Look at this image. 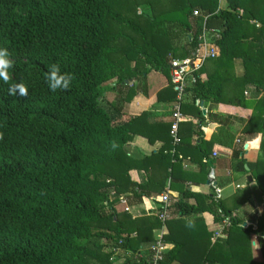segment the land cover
<instances>
[{"label":"trees","instance_id":"trees-1","mask_svg":"<svg viewBox=\"0 0 264 264\" xmlns=\"http://www.w3.org/2000/svg\"><path fill=\"white\" fill-rule=\"evenodd\" d=\"M225 2L224 11L220 0H180L179 8L165 17L152 20L144 14L143 24L152 27L148 39L142 25L133 21L137 19L121 13L119 0H0V48L7 49L12 63L9 80L0 79V264H113V249H119L120 257L131 255L123 264H148L149 254L139 252L154 242L152 230L161 225L158 216L133 220L127 212H115L109 202L114 192L125 196L129 206L153 194L160 195L161 204L163 183L152 189L128 176L137 164L124 147L135 135L149 144L164 143L159 156L170 170V189L179 193L178 198L168 196L171 219L165 222L170 228L165 242L173 248L163 264H256L251 261L252 236L259 264H264V215L246 224L236 215L244 201L236 199L231 206L213 192L196 194L186 187L209 180L212 145L204 140L201 124L192 132L195 143L181 138L179 129L174 143L171 124L150 125L146 114L122 119L127 103L138 93L147 95L150 73L169 82L170 58H196L197 38L204 29L212 32L219 55L190 74L182 114L192 110L203 121L199 107L205 102L248 109L252 114L243 133L264 135V98H259L264 85V0ZM195 11L199 17H193ZM124 29L141 43L124 38ZM121 39L129 48L119 45ZM238 62L241 77L234 75ZM129 63H134L131 70ZM53 65L59 66L58 76L73 77L67 90L50 91L47 73ZM140 65L145 68L138 70ZM114 80L113 100L102 103V86ZM13 83H24L28 95H9ZM230 83L236 95L226 97ZM248 84L254 87L246 99ZM158 101L175 103L170 84ZM244 145L230 153L234 170L249 174L264 198V155L246 163L241 159ZM260 149L264 153V138ZM185 158L199 165L197 173L182 170ZM203 213H210L215 223L229 220L222 241L212 242ZM143 221L149 232L141 231ZM186 226L193 232L177 241L174 227L182 233ZM187 239L193 251L186 249Z\"/></svg>","mask_w":264,"mask_h":264},{"label":"crops","instance_id":"crops-1","mask_svg":"<svg viewBox=\"0 0 264 264\" xmlns=\"http://www.w3.org/2000/svg\"><path fill=\"white\" fill-rule=\"evenodd\" d=\"M226 7L227 5L225 0H220L219 9L224 11L226 10ZM153 73L160 75V73L157 72ZM149 75L146 78L147 95L144 96L138 93L131 102L127 103L124 107L122 119L126 121L139 117L142 114H146L148 116L147 122L150 125L171 124L173 118L172 108L174 106V102L158 101V94L169 87L168 79L163 76L165 80L162 81L159 77L155 76L154 80L151 81V76ZM263 95L264 94L260 93L259 98L262 99ZM183 103L186 104L185 101ZM199 108L203 113L204 120L201 121L200 119H197V117L191 113L192 110H188L187 112H189V114L184 115L183 113L184 121L179 125V135L181 138L185 140L191 139V143H195L197 141V136H193L192 132L194 129L196 130L198 125L201 124L200 132L204 136V140L212 145L209 174H212L215 177L214 183L217 184L218 189L221 190V199H229L228 202H230V205L232 206V201L233 203L236 202V197L239 195H241V198L243 196H249L247 192L250 188V182H248L247 179L248 177L251 178V176L247 173H240L234 170V163L232 162L230 153L237 147L240 141L244 142L245 145L241 159L246 163L254 164L259 157L262 136L261 134L243 133L244 125L246 122H248L249 117L252 114L251 110L236 108L226 104H219L218 106H215L210 102L202 103ZM163 147L164 143L161 141H156L154 144H149L146 138L138 135L133 136L124 147V151L128 158L136 162L138 167L134 166L133 169L128 172V176L133 183L138 185L149 184L150 188L152 189L159 188L163 183L164 188L162 194H168V196L178 198L179 193L170 189L171 179L168 176L166 177V174H169L170 170H165V163L159 156L160 152L163 150ZM163 154H172V151H164ZM181 167L182 170L187 173H197L199 171V165L196 162L194 163V161L186 158L183 159ZM226 178L230 179L228 184H219ZM243 181H245V183ZM185 184L192 193L209 195L213 192L212 185L210 184L209 180L206 183ZM159 198L160 195L158 196L153 194L151 198H145L141 203H136L132 206H129L125 196L118 195L117 193L113 192L109 195V202L112 204V209L115 212H127L133 220L142 221L146 219L149 221L151 216H158L159 214V208L161 207V204H158L157 202L159 201ZM247 202L250 206L252 205V203H250V199H247ZM247 202L242 204L240 211L246 208L247 210H250L251 207L249 205H247L248 207L244 208V205ZM240 211L238 213H240ZM244 216H246L244 220L246 224H250L249 222L253 221L252 217H250V214L246 213ZM258 216L260 217L259 214ZM201 218L204 221L206 232L212 233L213 235V233L219 229V224L214 222V218L210 213H203ZM186 222L189 223L190 221L187 220ZM160 223V227L153 229L152 234L154 235V240L160 236L165 242L166 237L170 234V228L168 225H166V223H162L161 221ZM141 224L142 223H140V225ZM186 227V231L182 233L176 232L174 227V234L180 235V237H177V241H180L179 239L184 240L182 235L187 238L190 237L189 233L193 231L188 228V226ZM144 230L149 232V225L147 223L145 224L143 221L141 231ZM185 241L187 243L186 249L188 251H193V245H191L193 242L190 239ZM212 242H214L213 238ZM165 244L167 246V252H169L173 248V245L168 244L167 242H165ZM256 245L255 237L252 236L253 254H255L256 249L258 250ZM148 254L149 246L142 248L139 252V256H146ZM117 258L118 257L115 258L113 264H123L125 260L131 258V255L122 254L121 257L119 256V258ZM251 261L252 263L259 264L261 263V258L257 255H254L252 256Z\"/></svg>","mask_w":264,"mask_h":264},{"label":"built area","instance_id":"built-area-1","mask_svg":"<svg viewBox=\"0 0 264 264\" xmlns=\"http://www.w3.org/2000/svg\"><path fill=\"white\" fill-rule=\"evenodd\" d=\"M193 17H199V12L195 11ZM198 47L196 49L195 59H185L179 60L170 58L169 59V84L172 86L173 90L176 92V101L172 108V123H171V137L173 142H178V129L180 123L184 121V116L181 112L182 99L186 94V89L188 88V83L190 80V74L197 71L207 60L214 59L219 55V49L214 43V36L212 32H207L202 29L201 34L197 38ZM210 184L212 185L213 195L218 199H221V190L218 189L215 182V177L209 174L208 177ZM125 203V202H123ZM168 194H162L161 196V207L158 214V219L165 223L169 220V214L167 210ZM219 224V229L213 233V241L224 238V229L229 226V220L222 219ZM121 244V241L119 242ZM113 256L110 261L114 262L116 257H119V249H113ZM167 252V246L163 241L162 237L158 236L156 240L149 246V260L148 264H163L164 255Z\"/></svg>","mask_w":264,"mask_h":264},{"label":"rangeland","instance_id":"rangeland-1","mask_svg":"<svg viewBox=\"0 0 264 264\" xmlns=\"http://www.w3.org/2000/svg\"><path fill=\"white\" fill-rule=\"evenodd\" d=\"M119 2H120V7H121V9H120L121 13L124 16H126L128 19H131V20L137 19V20H133V21L138 22L140 25H142L143 29L146 31V35H147L148 39L150 38V35H151L150 31H151L152 27L143 24L142 16H144V14H145L149 17V19L155 20V19L160 18L162 16L165 17L166 15H169L171 12L176 11L180 5V0H119ZM123 31H124L122 33L123 36L127 35L128 38H130V39L135 38V41L137 43H141V41L134 36L132 31L125 30V29ZM124 38H126V37L124 36ZM124 40L125 39H121L119 41V45L122 48H129L127 42H124ZM119 58H121L123 60L124 54L121 53V55H119ZM124 62H125V60H124ZM126 67L131 70L134 68V63H129L128 65H126ZM137 68H138V70H143L145 68V65H142V66L140 65ZM234 75L236 77H241L243 75V69L241 68L239 62L235 66ZM149 76H151L150 77L151 81L154 80L155 76L159 77L162 81L165 80V78H164L165 76L164 75L161 76V74L157 75L156 73L152 72ZM115 83H116V81L114 80V81H111V82L102 86L101 93H102V98L104 100L102 103H106V101L113 100V94L110 91L114 87L113 85H115ZM127 84H130V85L134 84V81H130ZM188 87H189V83H188ZM253 87H254L253 85H249V84L246 86V89H247V93L245 95L246 99L250 98V91L253 90ZM259 91H260V93L264 94V85L259 88ZM225 94H226V97L236 95L235 89H234V86L232 83H230L228 85V87L225 89ZM187 97H188V95H187ZM187 97L185 94V96L182 99L181 106L184 104L183 103L184 101L185 102L188 101ZM263 98H264V95L262 96V99ZM261 136H262V140H263L264 135L261 134ZM240 145H241V141L239 142V144L237 146H240ZM243 150H244V147H243ZM263 155H264V153L260 149L258 160L262 159ZM226 179H228V178H226ZM243 182L245 183V181H243ZM246 184H247V181H246ZM247 193L249 194V196H247V197L243 196L241 198V195H239L237 197V200H239L238 203H240L242 201L247 202V199H250V201H251L250 203H252V205L250 206L249 203L247 202V203H245L244 208L248 207L247 205H249L251 208H250V210H247V208L246 209L243 208L244 210L240 211V208L242 206L241 205L239 207V209L237 210L236 215L240 220L244 221L246 218V216H244V215L246 213H248V214H250V217H252V220L254 217L256 220H258L260 218L258 216V214L261 217H262V215H264V198L261 195V192L259 190V186L255 180H253L250 183V188H249V191ZM239 211H240V213H238ZM249 223L252 224V222H249ZM222 239H224V238H222ZM256 240L257 239L255 238V241ZM219 241H222V240L220 239ZM254 255L255 256L257 255L258 257H260L259 250L256 249L255 254L252 253V256H254Z\"/></svg>","mask_w":264,"mask_h":264},{"label":"clouds","instance_id":"clouds-1","mask_svg":"<svg viewBox=\"0 0 264 264\" xmlns=\"http://www.w3.org/2000/svg\"><path fill=\"white\" fill-rule=\"evenodd\" d=\"M9 53L6 48H0V79H3L5 82L9 80L8 70L12 67L10 61ZM59 66L53 65L50 67L49 72L47 73V83L50 91L55 92L57 88L61 90H67L71 84L73 77L69 74L58 76ZM63 81V83H61ZM24 97L28 95V89L24 83H13L9 88V95H16Z\"/></svg>","mask_w":264,"mask_h":264},{"label":"water","instance_id":"water-1","mask_svg":"<svg viewBox=\"0 0 264 264\" xmlns=\"http://www.w3.org/2000/svg\"><path fill=\"white\" fill-rule=\"evenodd\" d=\"M247 181L251 183L252 179L250 177H248Z\"/></svg>","mask_w":264,"mask_h":264}]
</instances>
